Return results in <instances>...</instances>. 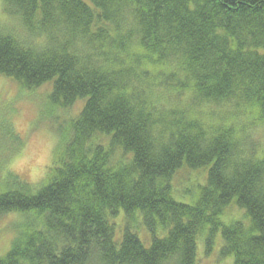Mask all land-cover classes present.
Returning a JSON list of instances; mask_svg holds the SVG:
<instances>
[{
	"label": "trees",
	"instance_id": "16d2710c",
	"mask_svg": "<svg viewBox=\"0 0 264 264\" xmlns=\"http://www.w3.org/2000/svg\"><path fill=\"white\" fill-rule=\"evenodd\" d=\"M4 4L20 27L0 28V76L50 85L58 116L84 106L37 192L9 173L0 217H34L0 264H198L219 231L222 257L264 264V0ZM183 168L208 172L193 204L172 194ZM233 202L248 226L221 222Z\"/></svg>",
	"mask_w": 264,
	"mask_h": 264
},
{
	"label": "rangeland",
	"instance_id": "374dc122",
	"mask_svg": "<svg viewBox=\"0 0 264 264\" xmlns=\"http://www.w3.org/2000/svg\"><path fill=\"white\" fill-rule=\"evenodd\" d=\"M19 27V20L10 18L6 14L4 0H0V28L15 32ZM50 91V85L30 92L23 91L18 83L0 76V193L2 194L14 189L8 177L9 173L36 188V192L40 189L53 163L60 127H65L82 111L84 102L79 101L67 113H62L60 116L55 112L51 113L47 97ZM13 134L25 143L24 147L15 154L21 144L16 141V137L13 138ZM254 140L262 149L260 156H264V129L253 133ZM104 143H107L105 139ZM121 155L122 153L118 151L116 157L120 158ZM123 157L127 156L123 155ZM207 178V170L183 168L172 181L174 199L181 203L193 204L198 199L201 188L206 186ZM33 217L32 214L23 213L0 217V257L9 252L11 245L20 234L21 226L33 220ZM115 222L117 227L119 226L118 231H121L122 218ZM221 222L225 226L236 222H241L245 226L250 224L245 211L235 202L224 211ZM140 235L144 243L149 246L150 242L144 235ZM207 240L208 233L198 236V264H233L232 257L221 255L224 245L221 231L216 233L210 252H208Z\"/></svg>",
	"mask_w": 264,
	"mask_h": 264
},
{
	"label": "bare ground",
	"instance_id": "6f19581e",
	"mask_svg": "<svg viewBox=\"0 0 264 264\" xmlns=\"http://www.w3.org/2000/svg\"><path fill=\"white\" fill-rule=\"evenodd\" d=\"M10 17V16H9ZM11 18V17H10ZM204 170H207V169H204ZM202 189V188H201ZM172 194H173V190H172ZM12 246H13V244L11 245V248H12ZM11 248H10V250H11ZM10 250H9V252H10Z\"/></svg>",
	"mask_w": 264,
	"mask_h": 264
}]
</instances>
